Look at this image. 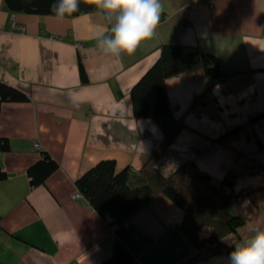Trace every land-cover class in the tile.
Listing matches in <instances>:
<instances>
[{"label": "crops", "instance_id": "obj_1", "mask_svg": "<svg viewBox=\"0 0 264 264\" xmlns=\"http://www.w3.org/2000/svg\"><path fill=\"white\" fill-rule=\"evenodd\" d=\"M152 39L134 54L102 55L93 39L98 11L65 17L7 10L0 0V83L27 102L0 104V264H95L112 251V232L76 193L75 179L101 159L139 169L162 139L150 118L133 116L132 85L163 43L216 54L224 79L202 71L166 80L174 117L184 127L156 168L170 175L193 161L218 184L232 172L236 233L201 247L178 230L183 210L158 194L132 217L153 240L131 264H229L235 242L264 218V0H161ZM84 71L82 78L78 61ZM38 144L39 148H35ZM46 151L58 168L30 187L26 169ZM213 234L198 230L200 240Z\"/></svg>", "mask_w": 264, "mask_h": 264}, {"label": "trees", "instance_id": "obj_2", "mask_svg": "<svg viewBox=\"0 0 264 264\" xmlns=\"http://www.w3.org/2000/svg\"><path fill=\"white\" fill-rule=\"evenodd\" d=\"M52 3L53 0H3L4 7L12 12L54 16L49 11ZM93 10V6L81 0L80 11L70 17ZM78 63L83 78L80 60ZM194 70L202 71L211 83L220 82L225 77L221 60L216 54L177 43L161 44L158 57L130 90L133 116L154 120L162 132L161 142L139 169L130 166L117 169L114 159H101L75 179L76 192L112 232L111 254L95 264H131L144 251L153 237L137 226L132 217L158 194L183 210L178 230L196 247L220 242L244 224V219L230 208L231 171L218 184L193 161H185L168 176L162 175L156 168L158 158L184 127L183 120L172 113L166 80ZM29 100L23 91L0 83V104ZM262 115L264 112L256 118ZM0 150H9L6 138H0ZM57 168L58 163L50 154L41 151L40 157L26 169L30 187L45 184ZM7 176L8 173L0 167V182ZM227 188L229 195L225 193ZM203 225L210 226L213 234L200 240L198 230Z\"/></svg>", "mask_w": 264, "mask_h": 264}, {"label": "clouds", "instance_id": "obj_3", "mask_svg": "<svg viewBox=\"0 0 264 264\" xmlns=\"http://www.w3.org/2000/svg\"><path fill=\"white\" fill-rule=\"evenodd\" d=\"M100 15L104 25L93 39L102 55L119 58L132 55L138 46L155 35L162 12L161 0H85ZM81 0H53L49 7L59 21L80 11ZM228 256L229 264H264V218L247 227Z\"/></svg>", "mask_w": 264, "mask_h": 264}, {"label": "built area", "instance_id": "obj_4", "mask_svg": "<svg viewBox=\"0 0 264 264\" xmlns=\"http://www.w3.org/2000/svg\"><path fill=\"white\" fill-rule=\"evenodd\" d=\"M38 147H39L38 144H36V145H35V148L38 149ZM227 189L229 190V188H227ZM75 196L77 197V196H80V195H79L78 193H74V194L72 195V198H76ZM80 197H81V196H80Z\"/></svg>", "mask_w": 264, "mask_h": 264}, {"label": "rangeland", "instance_id": "obj_5", "mask_svg": "<svg viewBox=\"0 0 264 264\" xmlns=\"http://www.w3.org/2000/svg\"><path fill=\"white\" fill-rule=\"evenodd\" d=\"M229 179H230V178H229ZM230 190H231V189H230ZM225 191H226L225 193H226L227 195H229V194H230L228 189H227V190H225ZM228 193H229V194H228ZM183 214H184V212H183Z\"/></svg>", "mask_w": 264, "mask_h": 264}, {"label": "bare ground", "instance_id": "obj_6", "mask_svg": "<svg viewBox=\"0 0 264 264\" xmlns=\"http://www.w3.org/2000/svg\"><path fill=\"white\" fill-rule=\"evenodd\" d=\"M39 148V147H38ZM76 193H78V192H76ZM79 194V193H78ZM229 194V193H228ZM80 195V194H79ZM76 197V196H75ZM77 197H80V196H77Z\"/></svg>", "mask_w": 264, "mask_h": 264}]
</instances>
